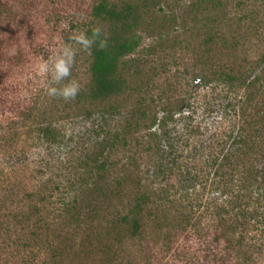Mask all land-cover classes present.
<instances>
[{"label": "rangeland", "instance_id": "374dc122", "mask_svg": "<svg viewBox=\"0 0 264 264\" xmlns=\"http://www.w3.org/2000/svg\"><path fill=\"white\" fill-rule=\"evenodd\" d=\"M100 1L0 0V216L12 225L1 227L0 264H264V0H161L125 59L141 61L127 92L86 118L90 106L46 94L35 66L105 29L92 16ZM88 71L78 51L71 78L81 88ZM221 71L253 87L229 88L214 80ZM46 120L60 135L51 147L33 129ZM118 134L106 155L123 195L90 217L82 159ZM141 191L150 203L133 236L116 222ZM73 202L88 217L71 225L60 212Z\"/></svg>", "mask_w": 264, "mask_h": 264}, {"label": "trees", "instance_id": "16d2710c", "mask_svg": "<svg viewBox=\"0 0 264 264\" xmlns=\"http://www.w3.org/2000/svg\"><path fill=\"white\" fill-rule=\"evenodd\" d=\"M160 1L161 0H121V2L117 3L110 0H101L93 7L92 16L95 21L105 26V29H102L100 25L99 28L108 35L109 46L105 50H99L93 47L91 54L84 52L89 63L88 81L84 87L80 88V92L75 100L70 101V103L76 102L77 100L78 103L90 106V111H86V118L93 115L92 112L96 110L95 107L106 108L113 100L120 98L127 92L131 69L134 65H140L141 61L139 59H132L128 62L125 59L137 54L141 45L140 33L145 27L147 14L152 8H155ZM195 3V6L200 8L201 5L206 4V0H197ZM209 3H213V0ZM214 6L216 7V5ZM168 21L167 18H164L160 20L159 23H155L153 27L155 30L166 28ZM93 28L88 29L86 33L91 35ZM161 38L162 35L160 36V39ZM129 63L130 65H128ZM214 77V80L225 84L229 88H234L236 84L243 85L247 83L244 82L245 79L242 81L240 78L226 74L223 71L217 72ZM245 85L252 88L253 82ZM254 102L255 99L253 98V94L246 97L245 103L247 105L253 104ZM260 113H263V115L261 116ZM257 115H260L264 120V111L261 112L257 110ZM167 118L168 120L170 119V117ZM46 121V124H37L33 129L34 132H38L39 139L51 147L59 142L60 135L57 128H55L49 120ZM158 121L159 120L154 117V119L150 120V124L146 126V129H152L157 125ZM161 123L165 125V121ZM119 139L120 137L118 134L113 139H106L95 143L94 147L91 148L89 153L87 152L82 159L83 162L80 167L81 169H86V172L84 174L85 177L82 175L79 176L86 187L84 192L93 203L89 207L94 205L92 210H90V217L94 214L96 217L98 214L96 207L101 204L107 205L115 198H121L123 195L120 186L121 182H113L109 175L111 159L106 155L108 150H112L116 146V140ZM223 169L224 167H221L218 175L221 176L223 174ZM86 174H89V176L86 177ZM73 187L74 183L72 181L70 182V189ZM56 188L60 189V185H57ZM31 198H33V196L29 195L28 199L30 200ZM91 200L87 201V203H90ZM74 203L75 202L64 205L60 212L61 218L64 216L63 220L71 225L79 223L83 216L88 217V212L84 214L83 211H80L81 209H75L76 205ZM148 203H150L149 195L141 191V193L136 195L133 199L132 208L128 214L120 216V219L116 223L118 225L128 226V232L132 233L134 236L139 232L141 213ZM39 215L41 216V213L36 211L33 213L32 217L39 218ZM16 218L17 216L15 219ZM23 219V221H20L19 218L16 219L18 226L21 228L25 227L23 223L27 221L25 218ZM7 223L3 226L0 216V228L4 227L5 232L10 234L12 225L9 224L7 226ZM1 230L0 232H3L2 228ZM33 235L37 236V233H33ZM51 251L52 257L57 259L64 255L65 249L57 245L51 246Z\"/></svg>", "mask_w": 264, "mask_h": 264}, {"label": "clouds", "instance_id": "9594fccd", "mask_svg": "<svg viewBox=\"0 0 264 264\" xmlns=\"http://www.w3.org/2000/svg\"><path fill=\"white\" fill-rule=\"evenodd\" d=\"M72 39L79 48L73 47L72 44H63L35 66L36 73L45 81L46 94L50 98L62 99L65 102L75 100L80 92L79 81L71 78L78 51L91 54L93 47L105 50L109 46L108 35L99 27H94L91 35L80 32Z\"/></svg>", "mask_w": 264, "mask_h": 264}]
</instances>
